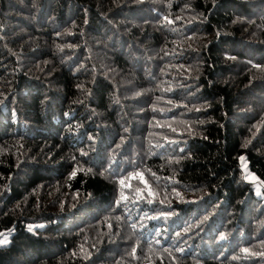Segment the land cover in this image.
I'll return each instance as SVG.
<instances>
[{"label": "trees", "instance_id": "obj_1", "mask_svg": "<svg viewBox=\"0 0 264 264\" xmlns=\"http://www.w3.org/2000/svg\"><path fill=\"white\" fill-rule=\"evenodd\" d=\"M241 157L264 0H0V264H264Z\"/></svg>", "mask_w": 264, "mask_h": 264}, {"label": "rangeland", "instance_id": "obj_2", "mask_svg": "<svg viewBox=\"0 0 264 264\" xmlns=\"http://www.w3.org/2000/svg\"><path fill=\"white\" fill-rule=\"evenodd\" d=\"M241 168L243 170L244 177L247 181H250L254 184L256 194L264 198V182H261L258 176L249 168L248 162L241 157ZM9 235H2L0 237V246H4L8 243Z\"/></svg>", "mask_w": 264, "mask_h": 264}, {"label": "snow or ice", "instance_id": "obj_3", "mask_svg": "<svg viewBox=\"0 0 264 264\" xmlns=\"http://www.w3.org/2000/svg\"><path fill=\"white\" fill-rule=\"evenodd\" d=\"M245 251H247V249H245Z\"/></svg>", "mask_w": 264, "mask_h": 264}]
</instances>
